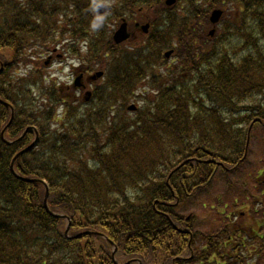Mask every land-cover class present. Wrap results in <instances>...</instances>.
I'll list each match as a JSON object with an SVG mask.
<instances>
[{"label":"trees","instance_id":"obj_1","mask_svg":"<svg viewBox=\"0 0 264 264\" xmlns=\"http://www.w3.org/2000/svg\"><path fill=\"white\" fill-rule=\"evenodd\" d=\"M92 1L71 19L105 71L86 102L32 64V48L57 39L64 0H0V264H264L257 218L250 230L225 206L206 233L190 205L242 164L264 121V0H206L233 13L213 36L209 11L185 0L128 51L102 37ZM147 76L156 95L117 111Z\"/></svg>","mask_w":264,"mask_h":264},{"label":"rangeland","instance_id":"obj_2","mask_svg":"<svg viewBox=\"0 0 264 264\" xmlns=\"http://www.w3.org/2000/svg\"><path fill=\"white\" fill-rule=\"evenodd\" d=\"M109 2L113 0H108ZM148 11V10H147ZM232 17L233 13L228 12ZM151 14V12H150ZM99 18L98 20H101ZM228 19V16L225 20ZM62 23V22H61ZM60 23V25H61ZM118 21L113 19L112 21L104 27V33L102 37L109 39L117 27ZM142 32V31H141ZM69 35H65L64 38H60L56 43L51 44L49 47L50 51H54V49H58L57 52L53 53L55 57V61L52 60L46 70L48 76L53 80L59 82V84L64 85V89L61 88V91L68 90V87L72 86L75 78L80 73L79 65L83 62L88 65L86 54L87 49L85 46L82 48L81 57L72 56L71 52L73 47H77L72 45L71 41L67 38ZM140 37H134L128 43L123 45V48L127 46H135L140 42ZM95 39V38H94ZM121 48V47H120ZM126 49V48H125ZM118 49H115V51ZM38 55V54H37ZM49 55V51H47L44 55V59ZM57 55H61L60 58ZM54 62V63H53ZM176 60L173 58L171 61L167 62L169 66L175 64ZM114 66V64H113ZM112 66V67H113ZM25 70V69H23ZM161 71L166 72L167 67L164 66ZM150 76H147V79L140 83L138 88L136 87L135 94L131 95L129 100H123L122 103H117L116 109L121 113V106L127 104L125 108L129 105L136 104L138 107H142L145 102L143 101V97H153L156 95V90H153L149 83ZM103 82V81H102ZM67 89V90H66ZM88 90H93L89 85L87 87ZM69 92V90H68ZM85 92L77 91V94H74L78 97H83ZM142 94L143 96H139ZM80 95V96H79ZM63 108L59 109V114H63ZM126 112V111H125ZM246 160L243 161L242 165L235 172L225 173L224 171H218V174L214 181L210 184V186L204 188L199 192V194L195 195L193 198L194 201L190 204L191 210L198 215L199 220L196 225L203 232L211 233L216 231L219 228L218 219L220 217L217 208L227 207L226 210L228 213L233 212L238 215L239 222H255V218L263 219L264 205H262V211L256 212V210H252V214L249 212V216L247 219H243L242 212L243 209H247V204H249L251 198L253 196H257L260 198V189L259 185L256 184V179L261 177L263 174L261 170L264 169V126L256 127L251 133L249 145L246 148ZM228 175V176H227ZM230 178V182H227V178ZM264 201V200H263ZM253 201L250 202L252 204ZM256 204V203H254ZM253 204V205H254ZM258 205V204H256ZM258 205L257 207H259ZM244 226V225H243ZM261 233L264 234V227H260ZM250 246V245H249ZM251 249L253 251L262 252L264 255V247L260 248L258 245H251ZM252 255H256V252ZM256 258V257H255ZM260 258L257 260H253L254 263H258Z\"/></svg>","mask_w":264,"mask_h":264},{"label":"flooded vegetation","instance_id":"obj_3","mask_svg":"<svg viewBox=\"0 0 264 264\" xmlns=\"http://www.w3.org/2000/svg\"><path fill=\"white\" fill-rule=\"evenodd\" d=\"M62 1V0H60ZM86 0H64L65 9L61 10L62 16L65 15V27L71 24L70 19L73 10L81 9ZM163 0H98L93 4L96 9L99 4L107 3L108 7H101L100 12L104 13L110 19L126 22L130 37H140L148 33L147 29L152 21V9L155 4L162 3ZM79 3V4H78ZM179 0L173 3V7L178 9ZM148 10V11H147ZM179 10V9H178ZM151 12V14H150ZM100 18H104V15ZM74 19L78 17L75 15ZM142 31V32H141ZM85 33V32H84Z\"/></svg>","mask_w":264,"mask_h":264},{"label":"water","instance_id":"obj_4","mask_svg":"<svg viewBox=\"0 0 264 264\" xmlns=\"http://www.w3.org/2000/svg\"><path fill=\"white\" fill-rule=\"evenodd\" d=\"M168 2L171 3V2H174V0H169ZM222 13H223V12H222L221 10H215V11L213 12V14H212L211 21H212L213 23H217V22L220 20V18H221V16H222ZM128 37H129V34H128L127 31H126L125 26L123 25V26L121 27V29L115 34V37H114V38H115V40H116L117 42H122L123 40H126ZM170 53H171V52H167L166 55L169 56ZM131 109H134V107L132 106ZM22 152H23V151H22ZM22 152L19 153V154H22Z\"/></svg>","mask_w":264,"mask_h":264},{"label":"clouds","instance_id":"obj_5","mask_svg":"<svg viewBox=\"0 0 264 264\" xmlns=\"http://www.w3.org/2000/svg\"><path fill=\"white\" fill-rule=\"evenodd\" d=\"M98 7V5H96Z\"/></svg>","mask_w":264,"mask_h":264}]
</instances>
